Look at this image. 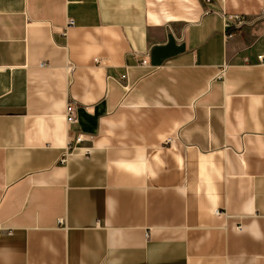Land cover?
Wrapping results in <instances>:
<instances>
[{
  "label": "crops",
  "instance_id": "1",
  "mask_svg": "<svg viewBox=\"0 0 264 264\" xmlns=\"http://www.w3.org/2000/svg\"><path fill=\"white\" fill-rule=\"evenodd\" d=\"M259 56L264 0H0V264H264Z\"/></svg>",
  "mask_w": 264,
  "mask_h": 264
},
{
  "label": "built area",
  "instance_id": "2",
  "mask_svg": "<svg viewBox=\"0 0 264 264\" xmlns=\"http://www.w3.org/2000/svg\"><path fill=\"white\" fill-rule=\"evenodd\" d=\"M208 4H211L214 2V0H205ZM221 14L224 19V25H225V30H229L232 28H240L241 26L245 25L247 21L245 20L244 17L239 16V15H228L225 10H221ZM74 22L71 20L70 25H73ZM258 60L261 64L264 65V56H259ZM142 64H146L144 61ZM67 123L69 124H74L77 122L76 116H75V106L71 103L67 107ZM82 142L81 138H78L76 141V144H80ZM88 154V153H86ZM67 159H63L62 162H66Z\"/></svg>",
  "mask_w": 264,
  "mask_h": 264
}]
</instances>
